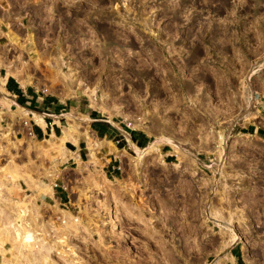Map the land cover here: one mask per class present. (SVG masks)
Returning a JSON list of instances; mask_svg holds the SVG:
<instances>
[{
    "label": "rangeland",
    "instance_id": "rangeland-1",
    "mask_svg": "<svg viewBox=\"0 0 264 264\" xmlns=\"http://www.w3.org/2000/svg\"><path fill=\"white\" fill-rule=\"evenodd\" d=\"M11 2L19 23L0 26V83L21 70L6 77L51 100L57 134L68 125L71 138L51 146L29 134L32 112L44 110L18 104L3 84L0 264H34L35 237L53 246L38 264H211L221 254L219 264H264V0H64L50 32L31 12L37 3ZM91 96L132 118L100 111ZM90 116L112 134L143 132L141 148L171 137L182 153L162 142L141 162L116 134L93 155ZM251 124L262 129L241 127ZM20 212L36 221L31 251L15 239L35 251L23 253L30 261L17 259L12 237ZM229 224L247 241L224 253Z\"/></svg>",
    "mask_w": 264,
    "mask_h": 264
},
{
    "label": "bare ground",
    "instance_id": "bare-ground-1",
    "mask_svg": "<svg viewBox=\"0 0 264 264\" xmlns=\"http://www.w3.org/2000/svg\"><path fill=\"white\" fill-rule=\"evenodd\" d=\"M0 60H2V59H0ZM4 61V60H3ZM1 61H0V66H1ZM21 72V70L20 71H18L17 69L15 70V74H13V73H11V72H7V74L5 75V76H2L1 77V83H0V90H2V89H4V86H3V84L5 83V79L7 78L6 76L7 75H17L18 73H20ZM17 78V77H16ZM92 97V100L95 102V97L94 96H91ZM112 101V100H111ZM96 102H98V101H96ZM95 102V104L97 105V108L100 110V111H102V112H104V113H110L111 115H114V114H116V113H119L120 115H122V116H124L126 119L128 118H132L131 116H129V115H127V114H123V113H121V112H119L120 111V109L116 106V105H114V104H110L109 102H108V100L107 99H103V100H101V102H98V103H96ZM114 102V101H113ZM20 109V108H19ZM33 117H34V119H36L39 123H43V125H44V119H43V114H37V113H34L33 114ZM141 119H137V121H132L131 123H129L131 126H133V127H135V128H138V127H140V125H139V121H140ZM156 125V124H155ZM68 126V125H67ZM66 125L64 126V131H63V133H62V135L61 136H58V139H59V142L62 144V145H64V144H67V142L69 141V139L71 138V134H70V131H69V128L67 127ZM117 126V125H116ZM158 126V125H157ZM119 129H120V131L122 132V133H125L126 135H127V138H128V141H129V143H130V145L133 147V150L136 152V154L138 155V159H139V161H141V162H143L144 160H145V158L148 156V155H152V156H154V155H159L160 154V144H162V142H166V143H168L169 145H171L175 150H177V151H179L180 153H182V151H181V149H182V147H181V143H179L178 141H176V140H174V139H172L171 137H168V136H163V135H161L160 134V136L158 135L157 137H155L149 144H148V146H146V147H143V148H141V147H139L134 141H132L131 140V138H130V136H129V134L124 130V129H122V128H120V127H118ZM157 128H159V127H157ZM161 129V128H160ZM156 130V129H155ZM148 134V133H147ZM149 135H150V132H149ZM55 136H53V137H50V139H47L46 140V143H48L49 145H51V146H53L54 145V142H53V138H54ZM74 140H76L75 138H74ZM109 143V142H108ZM104 145V143L100 140L99 142H96V143H94V144H90V149H91V153L94 155L96 152H97V150L98 149H100L102 146ZM150 157V156H149ZM174 166H175V168H177V170H179V171H181V172H186V170H188L186 167H184V166H182L181 164H178V163H175L174 164ZM111 205V204H110ZM110 205H109V207H110ZM113 206V205H112ZM111 206V207H112ZM110 207V208H111ZM113 207H115V206H113ZM110 208H108L109 210H110ZM127 210V209H126ZM25 212H26V210H24ZM23 210H22V212H24ZM110 212V211H109ZM127 212L128 213H130L131 211L130 210H127ZM209 212V211H208ZM28 213H30V211L28 212L27 211V214ZM112 214H110L111 215V218L109 217V219L111 220L110 221V223L112 224V226L114 227L116 224H117V222L120 220V213H122V212H120V209H116V210H112V212H111ZM238 213H239V211H238ZM20 214V215H19ZM220 214V213H219ZM240 214V213H239ZM18 217L17 218H15V219H13V220H11L12 222H14V224H15V227H14V225H12L11 224V221L9 222L8 221V223H10V224H7V221L6 220H4L3 221V223H4V225H5V221H6V224L8 225V226H12V228L14 227L15 228V235L17 236V238H15L16 236H14L13 234H14V232H13V230H12V228L10 229L9 228V230L10 231H8L7 232V226H5V227H3L4 228V231L8 234L9 232H11V234H12V232H13V240L15 241V242H17V240H15V239H18V242L20 243V244H22V243H24L23 241H25V242H27L28 241V243L26 244V243H24L25 245H22L23 247L24 246H26V245H29V244H31V243H29V240H30V238L32 237L31 235H33V233L31 234V232L33 231V229H32V231H31V229H30V221H33L34 220V222H36L35 221V219L34 218H30L31 220L29 221V219L26 217V213H24V214H21V212L20 213H18ZM209 219H211V220H217V218L219 217V215H218V212H216V211H211V212H209ZM7 217L9 218V216L7 215L6 216V219H7ZM2 220V219H1ZM1 222V221H0ZM1 224H2V222H1ZM1 224H0V226H1ZM95 224V223H94ZM10 226V227H11ZM31 227H32V225H31ZM96 227H97V225H96ZM112 227V228H113ZM6 228V229H5ZM33 228V227H32ZM229 228L231 229V234L229 235V238L225 241V244L222 246V252H224L225 253V250L228 248V246H232V243H234V242H236V241H239V240H241V241H243L244 243L247 241H245V237H244V235L242 234V233H239L238 231H236V229H234V227L231 225V224H229ZM36 229V228H35ZM39 229V228H38ZM37 230V229H36ZM2 231H3V229H2ZM1 231V232H2ZM35 231V230H34ZM33 231V232H34ZM112 231V230H111ZM16 232H17V234H16ZM37 232V231H36ZM4 233V232H3ZM5 233V234H6ZM34 234H37L38 236H39V233H34ZM105 234V233H104ZM103 234V235H104ZM120 234H122V233H120ZM101 235V234H100ZM31 236V237H30ZM33 236H35V235H33ZM66 236V235H65ZM1 237V236H0ZM9 237V236H8ZM28 237H29V239H28ZM102 238L101 239H103V238H105V237H103V236H101ZM34 238V237H33ZM33 238H31L32 240H30V242H34L35 243V240H37V243H40V245L39 246H41L40 247V250H38V251H36V254H37V256H40L41 255V257H43V258H47V256L49 257V250L50 249H52L53 248V246L51 247L50 245H51V243L48 245V244H46L45 242L47 241H45L44 242V240H43V237H42V239H41V241H42V244H41V242L39 241L38 242V238H39V240H40V237H35L34 239L35 240H33ZM5 239V238H4ZM189 239V238H188ZM22 241V243L20 242V241ZM27 240V241H26ZM54 240V239H53ZM3 241V240H2ZM13 241V242H14ZM18 242L16 243L17 245H18ZM32 242V243H33ZM57 242V241H56ZM13 244V243H12ZM63 244V243H62ZM15 246V247H17V250H18V252L19 253H21V255H18V258L17 257H15V258H17L18 260H21L22 258L23 259H26V258H24L25 256V254L27 253V251H25L26 249L28 250L29 249V247L28 246H26L25 248H23V249H20V248H18V247H20V245H18V246ZM34 245V244H33ZM36 246H37V244H35ZM13 246V245H12ZM21 246V247H22ZM30 246V245H29ZM31 247H33L32 246V244H31ZM38 247V246H37ZM36 247V248H37ZM60 247V246H59ZM229 247V248H230ZM13 248V247H12ZM34 248V247H33ZM39 248V247H38ZM58 248V247H57ZM16 250V251H17ZM30 250V249H29ZM28 250V251H29ZM32 250H34V249H32ZM31 251V250H30ZM15 252V251H14ZM24 252H26L25 254H23ZM33 252V251H32ZM38 252L40 253L39 255H38ZM29 253V252H28ZM27 253V254H28ZM34 253H35V251H34ZM34 253H29L28 254V256L30 255V254H34ZM4 254V253H3ZM13 254H16V253H13ZM27 254H26V256H27ZM36 254H34V255H32V256H29L28 257V259L30 258V257H34L33 259H35V260H33V259H31V260H33V261H31V262H34L35 261V263L37 262V264L38 263H40V261L42 260V258H41V260H40V258L39 257H35V255ZM222 255V254H221ZM221 255H218L217 256V258L214 260V262L213 263H211V264H219L220 263V261L222 262V258H221ZM20 256V257H19ZM12 258V257H11ZM20 258V259H19ZM28 259H26V260H28ZM40 260V261H37V260ZM4 260V259H3ZM45 260V259H44ZM24 261V260H23ZM22 261V262H23ZM28 261H30V260H28ZM46 261V260H45ZM47 261H48V259H47ZM46 261V262H47ZM21 261H19V263H20ZM24 263V262H23ZM30 263V262H29ZM34 263V264H35ZM42 263H44L43 261H42ZM48 263H49V261H48ZM16 264V263H15ZM25 264H28V263H26V261H25ZM51 264H52V262H51ZM237 264V263H236Z\"/></svg>",
    "mask_w": 264,
    "mask_h": 264
},
{
    "label": "crops",
    "instance_id": "crops-1",
    "mask_svg": "<svg viewBox=\"0 0 264 264\" xmlns=\"http://www.w3.org/2000/svg\"><path fill=\"white\" fill-rule=\"evenodd\" d=\"M5 89L14 97V101L17 102L18 104L22 105L23 107L29 109V110H34L38 111L39 109H43L45 113H37V112H32V116L34 113L37 114H43V119H44V125L43 123H39L34 117H32L35 121L31 128L33 131V135L38 139L41 136L46 137H58L60 136L57 134V129L60 127V124L57 122V120L54 118V113H51V100H45L43 102H38L34 96L33 93L29 92L28 89L24 86H21L20 83L16 78H9L7 77L6 82H5ZM38 98V97H37ZM47 110H49L47 112ZM102 118H99L97 116H90V126L93 131V134L99 139L102 138L104 142H116V140H119V138H115L116 134L123 135L124 139L129 143L126 135H124L116 126L115 129H117L118 132H115L112 134L114 131L110 127L106 126L104 123L101 122ZM253 124V123H252ZM243 125L241 127H246L247 130L250 129L248 132L251 133H259L260 129H262L259 125ZM62 129L64 127L62 126ZM131 140L134 141L135 143L138 141H144L146 135L143 132H129L127 131ZM63 133V130H62ZM61 133V135H62ZM48 136V137H47ZM110 136V137H109ZM110 138V139H108ZM40 140V139H39ZM101 140V139H99ZM108 140V141H106ZM73 144V143H72ZM130 144V143H129ZM137 144V143H136ZM233 258L235 257L234 255L232 256Z\"/></svg>",
    "mask_w": 264,
    "mask_h": 264
},
{
    "label": "built area",
    "instance_id": "built-area-1",
    "mask_svg": "<svg viewBox=\"0 0 264 264\" xmlns=\"http://www.w3.org/2000/svg\"><path fill=\"white\" fill-rule=\"evenodd\" d=\"M32 1H34L37 4L35 8L32 7L31 12L34 15L35 13H37L39 16L42 17V20H46L47 23L46 29L47 31L50 32L52 29V25L54 23L55 25H57L58 21L60 20L59 18L60 0H32ZM13 6L14 4L13 2H11V0L6 1L5 5L0 3V16H2V19L4 20V22L0 23V26L2 25L6 26L5 22H8L12 26L19 23L18 21L15 20L16 16L14 15ZM20 22L22 23V20H20ZM28 133L33 135V131L31 127H29ZM116 142H118V140H116Z\"/></svg>",
    "mask_w": 264,
    "mask_h": 264
},
{
    "label": "flooded vegetation",
    "instance_id": "flooded-vegetation-1",
    "mask_svg": "<svg viewBox=\"0 0 264 264\" xmlns=\"http://www.w3.org/2000/svg\"><path fill=\"white\" fill-rule=\"evenodd\" d=\"M59 10H60V18L62 19V17H63V10H64V0H60V9ZM61 19H60V21H61Z\"/></svg>",
    "mask_w": 264,
    "mask_h": 264
}]
</instances>
